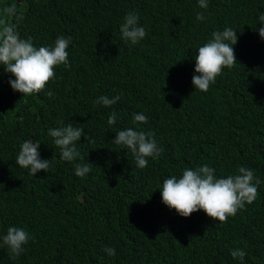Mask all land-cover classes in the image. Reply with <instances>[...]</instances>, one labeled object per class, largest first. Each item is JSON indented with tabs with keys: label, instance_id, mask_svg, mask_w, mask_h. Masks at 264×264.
Here are the masks:
<instances>
[{
	"label": "trees",
	"instance_id": "trees-1",
	"mask_svg": "<svg viewBox=\"0 0 264 264\" xmlns=\"http://www.w3.org/2000/svg\"><path fill=\"white\" fill-rule=\"evenodd\" d=\"M132 11L147 32L136 45L119 31ZM197 12L205 20L197 21ZM261 13L264 0H208L207 9L197 0H0V22L14 24L37 48L70 38V67L57 66L43 92L13 91L14 77L0 65V237L9 226L34 237L17 259L0 247V264H241L230 255L236 248L247 253L243 264H264ZM226 27L237 31V63L207 92L194 90L197 49ZM102 95L121 99L104 107L95 103ZM112 112L117 120L109 125ZM135 113L148 117L137 130L153 132L163 149L143 169L111 142L117 131L135 127ZM59 122L83 128L94 141L77 142L85 160L59 158L48 135ZM27 140L40 143L48 173L33 177L16 164ZM84 162L91 172L75 176V164ZM205 164L218 178L245 166L261 181L256 200L226 223L202 210L181 217L162 203L164 179Z\"/></svg>",
	"mask_w": 264,
	"mask_h": 264
},
{
	"label": "clouds",
	"instance_id": "clouds-1",
	"mask_svg": "<svg viewBox=\"0 0 264 264\" xmlns=\"http://www.w3.org/2000/svg\"><path fill=\"white\" fill-rule=\"evenodd\" d=\"M200 9L208 8V0H197ZM9 8V14L14 13ZM196 20H205L203 12L196 13ZM139 15L136 11L127 13L123 23L119 27L121 39L136 45L143 40L147 32L139 23ZM261 25L258 31L259 37L264 40V13L257 17ZM237 31L226 27L223 31H214L211 39L197 49L194 57L195 68L191 83L194 90L207 92L210 85L224 68H231L237 63L233 45L237 43ZM70 38L57 37L51 47H36L32 38H21L16 26L10 23L0 22V65L5 73H10L14 79H9L11 89L22 96H31L43 92L46 85L55 77V68L63 65L70 67L68 60V47ZM53 95L51 91L47 93ZM121 97L119 95L109 98L106 95L99 96L95 103L104 107L115 105ZM117 115L112 112L107 120L109 125H114ZM61 126L50 128L48 135L53 138L54 144L60 149L59 158L66 162L85 160L77 149V142L84 136L85 141L94 143L84 129L74 127L70 122ZM148 123V117L143 113H135L132 116V124L129 127L115 133V139L111 142L120 146L122 150L130 152L135 160L136 167L143 169L148 165V158H159L162 148L158 147L155 134L151 131L137 130L142 124ZM40 143L27 140L20 144L16 158V164L29 170V174L44 171L48 173L50 160L41 159L38 151ZM89 163H76L74 174L83 178L91 172ZM255 181V183H253ZM260 179L254 176L252 169L239 166L236 174L227 177H217L215 169L207 164L195 169L186 168L182 175L171 176L163 180L159 189L161 200L169 209H175L181 217H189L192 213L202 210L209 218L220 223H226L229 217H234L238 211L244 210L246 205L252 204L258 196ZM34 237L16 226H9L6 234L0 237V247L6 246L10 259H17L25 252V245ZM104 251L108 256L115 255V249L106 247ZM234 259H239L241 264L247 255L244 248H236L230 251Z\"/></svg>",
	"mask_w": 264,
	"mask_h": 264
}]
</instances>
